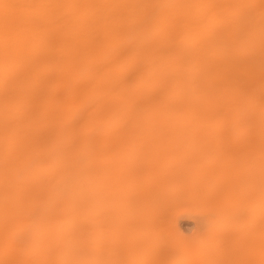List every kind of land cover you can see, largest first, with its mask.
<instances>
[{
    "label": "bare ground",
    "instance_id": "obj_1",
    "mask_svg": "<svg viewBox=\"0 0 264 264\" xmlns=\"http://www.w3.org/2000/svg\"><path fill=\"white\" fill-rule=\"evenodd\" d=\"M218 132L264 144V0H0V264H115V167L135 205L234 206L237 180L222 197L224 173L210 194L181 174L251 164L115 155V134ZM150 140L164 139L122 141ZM255 236L230 241L244 256L253 237L262 261ZM126 250L158 262L132 238ZM213 254L183 264H231L223 244Z\"/></svg>",
    "mask_w": 264,
    "mask_h": 264
},
{
    "label": "rangeland",
    "instance_id": "obj_2",
    "mask_svg": "<svg viewBox=\"0 0 264 264\" xmlns=\"http://www.w3.org/2000/svg\"><path fill=\"white\" fill-rule=\"evenodd\" d=\"M64 90L57 89L56 96L61 95ZM143 137L164 140L133 144L122 141L124 138ZM115 138H117L115 155L122 153L143 156L146 155L147 148L149 151L161 150L163 151L161 153H166L171 158L181 155L190 159H227L251 164L248 171H241L234 164L209 170L206 173L192 170L191 173L181 174V177H188L186 174H189L192 177L204 175L209 178L205 189L206 193L210 194L212 179L216 178L215 175L224 173L225 183L213 193L222 197H226L230 192L228 189L231 188L227 189V186L230 187L233 181L237 180V185L232 190V193L235 192L234 206L228 207L225 202H222L220 206L213 205L209 204V200H201L181 202L175 206L165 203L168 208L164 211L144 203L135 205L132 195L125 197L120 190L123 178L115 167V264H133L141 256L139 250L137 254L131 255L132 257L127 254L126 247L131 243V238L133 246L140 250L147 245L148 254L152 255L158 264H183L187 259L195 261L199 260L198 258H209L221 244L229 252L228 261L231 264H264V260H257L255 256L257 243L253 239L256 237V231L264 229V208L260 209L258 203L259 198L264 196V160L260 163L258 158L261 148L262 153L264 152V144L261 145L258 141L259 135L235 136L220 132L214 134H115ZM241 138L242 140H237ZM140 174V178L143 179L145 174ZM162 178L164 182L176 179L173 173L166 172L162 173ZM234 233L253 234L251 242L241 246L247 250L244 256L238 253L240 245L230 241V236ZM15 258L14 251L6 256L9 262L14 261Z\"/></svg>",
    "mask_w": 264,
    "mask_h": 264
}]
</instances>
